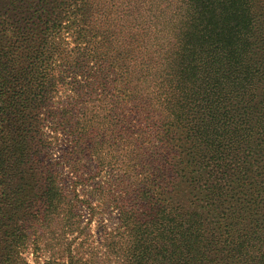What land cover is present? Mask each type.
I'll return each mask as SVG.
<instances>
[{"label": "trees", "instance_id": "16d2710c", "mask_svg": "<svg viewBox=\"0 0 264 264\" xmlns=\"http://www.w3.org/2000/svg\"><path fill=\"white\" fill-rule=\"evenodd\" d=\"M263 1L0 0V264H264Z\"/></svg>", "mask_w": 264, "mask_h": 264}, {"label": "rangeland", "instance_id": "374dc122", "mask_svg": "<svg viewBox=\"0 0 264 264\" xmlns=\"http://www.w3.org/2000/svg\"><path fill=\"white\" fill-rule=\"evenodd\" d=\"M264 4V1L262 2ZM46 135L49 138V140L52 142V154L54 156V158H59V156L61 155V152L65 146V144L67 143V137H65L64 135L60 134V133H56L53 132L51 129H46ZM117 211L116 210H111L108 211L106 214L103 215H98V217H96L94 219V222L92 223V228L94 233L96 232L97 236L99 237V233L96 230L97 225L100 223V220H104L105 223H107L108 221L111 222V218H114L113 222L115 221V217H116ZM89 218V215L87 212H85V221L87 222ZM106 220V221H105ZM104 223V224H105ZM30 260V264H36L33 261L32 256L29 257Z\"/></svg>", "mask_w": 264, "mask_h": 264}]
</instances>
